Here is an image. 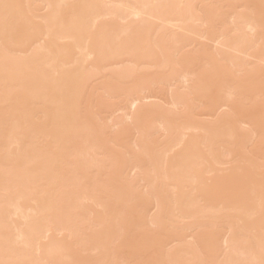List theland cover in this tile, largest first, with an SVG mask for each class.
Instances as JSON below:
<instances>
[{"label":"bare ground","instance_id":"bare-ground-1","mask_svg":"<svg viewBox=\"0 0 264 264\" xmlns=\"http://www.w3.org/2000/svg\"><path fill=\"white\" fill-rule=\"evenodd\" d=\"M0 264H264V0H0Z\"/></svg>","mask_w":264,"mask_h":264}]
</instances>
